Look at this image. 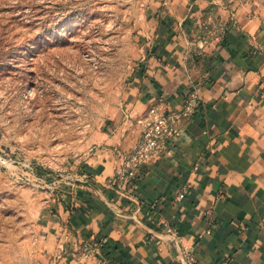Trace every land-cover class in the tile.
Segmentation results:
<instances>
[{
    "label": "crops",
    "instance_id": "obj_1",
    "mask_svg": "<svg viewBox=\"0 0 264 264\" xmlns=\"http://www.w3.org/2000/svg\"><path fill=\"white\" fill-rule=\"evenodd\" d=\"M139 17L124 83L80 160L6 228L0 264H264V0H153ZM193 91L169 152L119 193L116 150L131 149L149 107L178 112ZM100 241L92 258L76 257Z\"/></svg>",
    "mask_w": 264,
    "mask_h": 264
},
{
    "label": "rangeland",
    "instance_id": "obj_2",
    "mask_svg": "<svg viewBox=\"0 0 264 264\" xmlns=\"http://www.w3.org/2000/svg\"><path fill=\"white\" fill-rule=\"evenodd\" d=\"M152 1L0 0V243L82 157L132 67Z\"/></svg>",
    "mask_w": 264,
    "mask_h": 264
},
{
    "label": "built area",
    "instance_id": "obj_3",
    "mask_svg": "<svg viewBox=\"0 0 264 264\" xmlns=\"http://www.w3.org/2000/svg\"><path fill=\"white\" fill-rule=\"evenodd\" d=\"M262 85L264 90V82ZM198 100L199 94L193 91L186 97L182 110L178 112H164L158 106L148 108L144 118L138 121L140 134L137 141L130 150L126 152L116 150L115 152L119 160V167L113 185L119 193L129 195L141 167L150 160L158 159L169 152L171 142L179 134V122L183 117H189L194 113ZM188 188L189 186L186 184L181 193L178 194L179 199L183 198ZM164 230L165 235L179 247L182 260L193 263V248L183 245L182 237L174 228L165 225ZM102 242L81 243L75 251L76 257L84 260L92 258L99 250Z\"/></svg>",
    "mask_w": 264,
    "mask_h": 264
}]
</instances>
